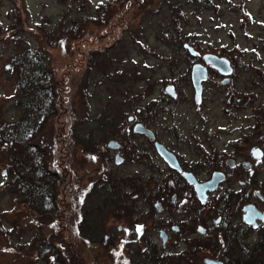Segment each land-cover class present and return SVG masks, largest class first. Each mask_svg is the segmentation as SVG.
Instances as JSON below:
<instances>
[{"label":"rangeland","instance_id":"1","mask_svg":"<svg viewBox=\"0 0 264 264\" xmlns=\"http://www.w3.org/2000/svg\"><path fill=\"white\" fill-rule=\"evenodd\" d=\"M108 1L0 0V128L17 130L21 138L37 133L32 142L46 156L36 164L30 155L40 152L25 143L24 174L41 185L25 181V189L8 185L0 191V264L46 261L49 245L36 239L54 227L39 212L51 205L46 195L53 189L48 175L41 176L48 167L66 175L65 197L74 211L60 233L71 247L85 264H126L114 258L110 204L115 184L124 182L101 145L131 136L124 125L137 108L153 113L160 137L212 140L236 135L235 127L228 128L236 123L264 125V0H146L120 11L119 3L106 6ZM191 46L201 48L199 56L207 49L223 52L233 63L224 84L212 69L199 103L189 74L201 59L187 54ZM52 78L57 97L49 89ZM39 80L45 84L26 91ZM168 85L175 95L165 90ZM48 98L59 110L38 130L36 106ZM6 142L0 143V187L16 176L8 170ZM156 161L151 157V168L159 167ZM138 163L134 157L126 168L137 172ZM26 193L38 211L28 206ZM245 242L246 256L264 257V230H251Z\"/></svg>","mask_w":264,"mask_h":264},{"label":"flooded vegetation","instance_id":"2","mask_svg":"<svg viewBox=\"0 0 264 264\" xmlns=\"http://www.w3.org/2000/svg\"><path fill=\"white\" fill-rule=\"evenodd\" d=\"M198 62L208 69V78L202 82L203 94L214 68L204 60L195 63ZM214 70L215 78L221 82L225 76ZM171 86L175 95V86ZM150 114L153 115L149 110L137 108L127 115L124 125L131 136L109 138L101 145L111 152L108 154L112 155L118 182H124L115 184L110 200L116 223L112 236L114 258L126 264H177L182 259L184 264H205V258L223 264L245 261L247 233L264 230L263 123H236L228 126L235 127L236 135L212 140L160 137ZM137 123L150 130L153 137L135 131ZM109 140L115 142L108 146ZM155 143L162 144L175 157L179 168L158 153ZM134 157L140 163L137 172L126 168ZM151 157L157 159L158 168H151ZM86 192L84 189L81 197L83 207ZM247 204L258 210L250 223L244 219Z\"/></svg>","mask_w":264,"mask_h":264},{"label":"trees","instance_id":"3","mask_svg":"<svg viewBox=\"0 0 264 264\" xmlns=\"http://www.w3.org/2000/svg\"><path fill=\"white\" fill-rule=\"evenodd\" d=\"M144 1L146 0H109L106 6L115 2L119 3L118 10L120 11L123 10V5L127 7H131L132 5L133 6L136 5V3H140V2L142 3ZM102 16H104V21L106 22L105 19V17H107L106 13L103 14ZM101 17L95 18L93 21H98L101 19ZM200 49L201 48L199 46H194V47L191 46L190 49L187 48V54L191 57H198L199 54L200 55L202 54ZM206 51L210 52L209 49H207ZM206 51L205 53H207ZM215 53L226 56L230 60L231 65L233 66V63L228 55L224 54L223 52H221L222 54L219 52H215ZM89 56L90 55L88 53V59ZM198 58H200L201 61L203 62L204 59L202 56H199ZM44 84L45 82L39 80L38 82H36V84L29 86L28 90L26 91H30L32 88L34 89L39 86H43ZM49 84L51 85L49 89L54 91V94L57 97L59 90L56 86L55 79L52 78ZM50 104H52L53 108L48 107ZM58 107H59L58 104L56 105L55 102L51 100V98H48L45 102L37 104L36 109L42 115V120H40L38 124V130L41 129L43 126H45V124L49 121L51 116L53 117L58 113L59 110ZM36 134L37 133L32 131V133L30 134V138H28V136L27 138L26 137L21 138L17 130H14L12 132L11 131L7 132L5 128L3 127L0 128V143L2 142L4 143L5 141H7L6 146H8V148L10 149L8 155L9 156L8 170L11 171L12 174L16 175L10 183L2 184L0 187V191L5 189V187H7L8 185L13 189L14 188L22 189L23 187L25 189V186H27L25 184V181H29L33 183L32 184L33 187L37 185L38 186L41 185L39 184L38 178L32 177L30 174H29L30 176L24 174V171L27 168L24 165V163L21 161L23 157L20 155L21 154L20 150L24 148L25 143H33L30 145L28 144V146H32L33 150L37 153L40 152V154H38V157L35 155V153H32L30 156L34 158L36 164H39L40 161H42V163H45L46 156H45L44 148L32 142ZM30 140L31 142H29ZM30 169L31 168H28L29 171ZM41 176H47L46 179H49V183L51 184V187L53 189L51 193L46 195L48 198L47 200L49 203H51V205L49 204L46 208H42L39 211L41 215H47L49 219H51L50 225L52 224L54 226L53 229L50 230L48 234H46V236L43 237L41 236V239L39 238L36 239V243L40 242L43 243V245L45 246L49 245V249L46 250V253L44 255V258H46L44 264H85L86 263L85 260L81 259L79 256L80 253L78 252V249L76 252V250H74L71 247V242L69 241V238L67 237L66 233L65 232L60 233V231L71 222L70 214H72V212L74 211V207L70 208L69 203H67L65 197L66 194L65 188L67 185L65 178L66 175H64L62 170H52L48 167L46 170V175H41ZM32 185L29 184V187H32ZM24 198L26 199L28 206L30 205V207H32L34 211L39 210L37 206V202L32 201L31 195L26 193V196H24ZM41 221L40 224H43ZM36 223H38V221ZM27 248H31V246H28ZM239 264H264V257L262 256L252 257L248 255L247 259L245 261H240Z\"/></svg>","mask_w":264,"mask_h":264},{"label":"water","instance_id":"4","mask_svg":"<svg viewBox=\"0 0 264 264\" xmlns=\"http://www.w3.org/2000/svg\"><path fill=\"white\" fill-rule=\"evenodd\" d=\"M204 61L209 64L212 68L217 69L221 74H223L225 77L224 79L221 80V83L224 84L228 82L229 80V74L232 72V67L230 65V62L228 58L223 57V56H218L214 53H205L203 55ZM208 78V69L207 66L201 63H194L191 68V81L192 85L194 88V94H193V99L195 103H199L201 98H202V82L205 81ZM165 90L169 94H173V87L171 85H168L165 87ZM134 130L138 132H144L150 137H153V133L144 128L141 124L137 123L134 126ZM115 141L114 140H109L107 142L108 146H111ZM156 149L158 153L165 158L169 162L170 165L179 168L177 165V162L175 160V157L168 152L164 146L160 143H155ZM185 176L188 178V180L191 181L190 176L186 175ZM206 186H209V184H205ZM199 195L200 192H199ZM258 210L254 207L252 204H247L244 206V219L246 222L250 223L253 221L256 216L258 215ZM205 264H223L222 261L219 260H213L210 258H205Z\"/></svg>","mask_w":264,"mask_h":264},{"label":"snow or ice","instance_id":"5","mask_svg":"<svg viewBox=\"0 0 264 264\" xmlns=\"http://www.w3.org/2000/svg\"><path fill=\"white\" fill-rule=\"evenodd\" d=\"M94 159V158H93ZM140 230V228H139V226H138V228H137V231H139Z\"/></svg>","mask_w":264,"mask_h":264}]
</instances>
